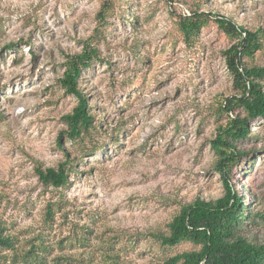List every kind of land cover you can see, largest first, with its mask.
Wrapping results in <instances>:
<instances>
[{
  "label": "rangeland",
  "instance_id": "rangeland-1",
  "mask_svg": "<svg viewBox=\"0 0 264 264\" xmlns=\"http://www.w3.org/2000/svg\"><path fill=\"white\" fill-rule=\"evenodd\" d=\"M102 2L0 0V218L20 248L40 243L39 264H111L106 254L118 264H161L196 247L166 248L156 235L181 204L224 193L210 141L227 119L220 100L235 92L223 51L236 39L213 18L187 39L181 16L199 6L260 29L250 62L264 65V0H114L103 23ZM83 39L100 51L79 80L95 127L58 145L61 116L76 104L58 77ZM247 127L239 142L247 154L229 175L236 190L244 182L264 200V117ZM66 154L70 183L42 185L36 162L55 166Z\"/></svg>",
  "mask_w": 264,
  "mask_h": 264
},
{
  "label": "trees",
  "instance_id": "trees-1",
  "mask_svg": "<svg viewBox=\"0 0 264 264\" xmlns=\"http://www.w3.org/2000/svg\"><path fill=\"white\" fill-rule=\"evenodd\" d=\"M113 7L114 0H103L97 12L100 22L106 20ZM198 7L178 20L187 39L198 34L210 18L227 36L236 39L223 51L235 92L220 100V113L226 114L227 119L217 126L215 137L210 141L217 155L215 170L222 180L224 193L215 198L196 196L180 205L167 224L168 231L156 236L166 248L182 242H191L196 247L169 254L161 264H264V200L244 182H241L239 191L236 190L229 175L231 167L247 154V150L239 145L241 139L251 135L247 122L264 117V65L250 62L262 47V33L260 29L237 24L226 15L199 11ZM15 44L9 42L5 46L12 49ZM81 44L79 51L64 54L63 71L58 77L64 92L76 98L72 109L61 116L66 128L58 133V145H61L63 135L76 139L95 127V114L90 110L79 80L83 70L100 58V51L88 39H83ZM71 164L66 154L65 159L55 166L36 162L33 168L42 185L63 188L70 183ZM54 204L49 201L46 205L48 223L56 209ZM19 244V236L12 233L0 218V260L8 259L10 264H39L37 248L40 243L29 240L22 248ZM106 257L111 264H118L115 255L106 254Z\"/></svg>",
  "mask_w": 264,
  "mask_h": 264
}]
</instances>
